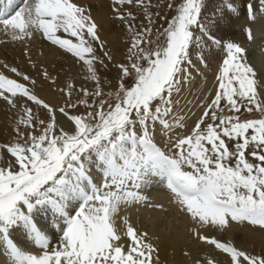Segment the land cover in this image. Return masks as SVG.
Masks as SVG:
<instances>
[{"label":"bare ground","instance_id":"1","mask_svg":"<svg viewBox=\"0 0 264 264\" xmlns=\"http://www.w3.org/2000/svg\"><path fill=\"white\" fill-rule=\"evenodd\" d=\"M250 1L207 0L198 39L202 62L189 55L196 68L204 66V79L194 75L188 89L186 80L181 81V120L171 124L156 116L153 136L140 138L133 132L111 143L113 147L92 143L73 159L69 176L57 186L49 185L30 211L4 213L13 226L0 221V242L7 246L4 255L0 251V264L264 261V230L254 227L262 222L241 219L230 202L204 197L199 183L187 181L179 174L180 166L161 151L168 150L166 141H178L173 138L177 131L194 118L191 106L197 103L189 101L190 89L217 84L215 72L228 49L245 45L250 35L255 38L253 47L263 46L264 13L251 19ZM126 4L127 0H0V11L7 13L0 22V168L9 164L8 156L21 155L55 131L79 146L99 133L100 129H89L83 115L101 99L96 92L121 84L119 73L136 49L127 39L128 23L121 19ZM256 76L264 87V73L256 71ZM262 107L259 116L264 114V94ZM124 108L118 110V126L129 114ZM113 126L104 123V132ZM146 157L151 163L140 173ZM18 168L23 181L33 175H26V163ZM166 175L188 194L170 192ZM46 238L47 244L42 240Z\"/></svg>","mask_w":264,"mask_h":264},{"label":"rangeland","instance_id":"2","mask_svg":"<svg viewBox=\"0 0 264 264\" xmlns=\"http://www.w3.org/2000/svg\"><path fill=\"white\" fill-rule=\"evenodd\" d=\"M135 1L130 0L129 5L127 0L121 17L128 23H125L130 36L127 39L136 44L128 63L119 73L121 84L96 92L101 99L83 115L88 120L89 129H100L99 133L95 137L87 136L79 146L76 140L60 136L55 131L36 146L24 149L25 156L22 153L8 156L9 164L1 166L0 221L9 227L13 226L12 222L4 213L30 211L31 203L38 200L49 185L57 186L61 178L69 176L73 159L92 143L100 141L111 147L113 142L115 145L133 132L140 138L153 136L156 116L169 120L171 124L181 120L182 110L178 102L182 91L188 89L194 75L204 79V66L196 68L190 54H195L202 62L198 39L201 35L200 16L207 0ZM249 4L251 19L260 12L264 13V0H251ZM254 39L250 35L245 45L235 44L233 50L228 49L222 56L215 72L218 75L215 86L190 89L189 101L197 103L191 106L194 118L186 123V129L182 127L177 131V138H173L178 141H166L168 150L161 151L167 157L169 153L172 158L168 159L180 166L179 174L188 181L199 183L204 195L230 202L235 205L237 214L241 212L238 214L241 219L253 222L259 219L262 223L254 227L264 230V114L259 116L263 109L264 87L256 76V71L264 73L260 64L264 63V44L256 49L251 44ZM227 43L225 48H229ZM183 80H186L184 89L180 87ZM121 106L129 114L125 116L126 122L118 126ZM108 122L114 126L104 132L103 125ZM145 160L139 167L140 173H144L151 163L148 157ZM23 163L29 169L26 175L33 174L26 181L18 168ZM122 189L125 192L127 187ZM55 202L52 199L50 205ZM45 208L43 217L48 206Z\"/></svg>","mask_w":264,"mask_h":264}]
</instances>
